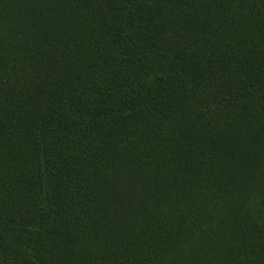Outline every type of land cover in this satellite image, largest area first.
<instances>
[{
	"label": "trees",
	"instance_id": "1",
	"mask_svg": "<svg viewBox=\"0 0 264 264\" xmlns=\"http://www.w3.org/2000/svg\"><path fill=\"white\" fill-rule=\"evenodd\" d=\"M0 264H264V0H0Z\"/></svg>",
	"mask_w": 264,
	"mask_h": 264
}]
</instances>
